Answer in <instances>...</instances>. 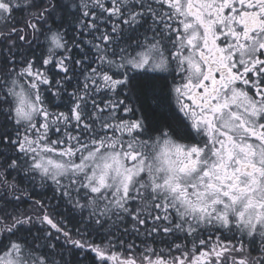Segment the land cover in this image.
<instances>
[{
	"label": "snow or ice",
	"instance_id": "obj_1",
	"mask_svg": "<svg viewBox=\"0 0 264 264\" xmlns=\"http://www.w3.org/2000/svg\"><path fill=\"white\" fill-rule=\"evenodd\" d=\"M0 264H264V0H0Z\"/></svg>",
	"mask_w": 264,
	"mask_h": 264
},
{
	"label": "trees",
	"instance_id": "obj_2",
	"mask_svg": "<svg viewBox=\"0 0 264 264\" xmlns=\"http://www.w3.org/2000/svg\"><path fill=\"white\" fill-rule=\"evenodd\" d=\"M61 211H63V210L61 209ZM57 219H59V217H57Z\"/></svg>",
	"mask_w": 264,
	"mask_h": 264
}]
</instances>
